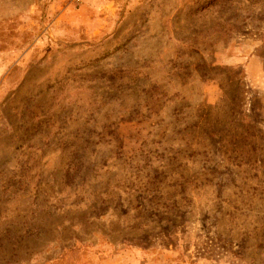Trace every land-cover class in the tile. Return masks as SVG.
Returning a JSON list of instances; mask_svg holds the SVG:
<instances>
[{"label":"rangeland","instance_id":"1","mask_svg":"<svg viewBox=\"0 0 264 264\" xmlns=\"http://www.w3.org/2000/svg\"><path fill=\"white\" fill-rule=\"evenodd\" d=\"M0 264H264V0H0Z\"/></svg>","mask_w":264,"mask_h":264},{"label":"crops","instance_id":"2","mask_svg":"<svg viewBox=\"0 0 264 264\" xmlns=\"http://www.w3.org/2000/svg\"><path fill=\"white\" fill-rule=\"evenodd\" d=\"M237 60H236V57H235V62H236ZM233 62H234V60H233Z\"/></svg>","mask_w":264,"mask_h":264}]
</instances>
